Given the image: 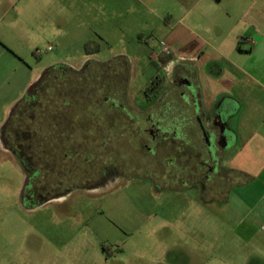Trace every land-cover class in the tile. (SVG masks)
Instances as JSON below:
<instances>
[{
	"label": "rangeland",
	"instance_id": "1",
	"mask_svg": "<svg viewBox=\"0 0 264 264\" xmlns=\"http://www.w3.org/2000/svg\"><path fill=\"white\" fill-rule=\"evenodd\" d=\"M148 1L151 9L137 0H12L15 34H0L22 64L0 55V264H264V234L247 238L231 203L201 206L197 186L168 172L171 143L151 140L146 112L134 110L149 106L139 91L160 68L142 47L156 48L160 37L140 46L129 36L145 21L160 27L173 4ZM89 41L98 51L87 55ZM57 65L86 68L46 84L35 109L22 105L6 129L14 106ZM33 72L41 74L26 85ZM19 147L40 170L33 189L59 196L25 201ZM107 168L123 177L85 189Z\"/></svg>",
	"mask_w": 264,
	"mask_h": 264
},
{
	"label": "crops",
	"instance_id": "2",
	"mask_svg": "<svg viewBox=\"0 0 264 264\" xmlns=\"http://www.w3.org/2000/svg\"><path fill=\"white\" fill-rule=\"evenodd\" d=\"M137 1L151 9L152 1ZM12 5V0H0V20L10 18L3 22L0 33L15 34L11 29ZM171 9L156 30L145 21L129 36L131 42L142 46L158 32L156 48L142 50L146 61L160 67L154 77L165 79L151 88L152 96L147 94L151 82L140 90L150 104L144 110H134L146 112L143 119L150 128L153 123L181 127L178 132L165 133L175 152L168 172L186 188L197 186L201 206L222 208L231 203L235 211H241L236 226L247 230V238L263 235L264 0H173ZM1 37L0 55L6 56V61L21 62L19 54L10 51V46H5L7 40ZM162 46L171 52L164 65L158 62L164 55ZM40 74L30 73L26 85ZM203 130L224 143L217 152V171L210 179L206 178L209 149ZM177 133L179 137L173 136Z\"/></svg>",
	"mask_w": 264,
	"mask_h": 264
},
{
	"label": "flooded vegetation",
	"instance_id": "3",
	"mask_svg": "<svg viewBox=\"0 0 264 264\" xmlns=\"http://www.w3.org/2000/svg\"><path fill=\"white\" fill-rule=\"evenodd\" d=\"M164 81H165V79L162 76L157 77V82L163 83ZM33 91L30 94H32ZM27 96H28V94H27ZM152 127H154L155 130H153V129L149 130L148 129V133L150 135H152L153 139H156L158 137L159 140L164 142V143H166L167 138L169 137V135L167 136V135H165V133L167 134L171 130L174 129V128L172 129L170 126H167V125H160L159 126V127H161L160 130H164L163 131L164 133L161 134L159 132L160 134L157 135V134H155L157 131V128L155 126H152ZM180 129H181V127H177L174 130L176 132H178V131H180ZM178 135L179 134L177 133L176 135H173V136L179 137ZM213 139H215V137H213ZM170 143H173V142L170 141ZM211 144L213 147V151H210V150L208 151L209 152V159H208V165H207V168H208V175L206 176L207 179H210L217 171V164L219 161V156H218L217 152L222 150L224 143H223V141H221V139H219V140H213V142ZM148 150L152 151V153L154 152L153 149H148ZM14 154H16V153H14ZM20 158H21L20 163L23 166V168L25 169L26 174H27V178H28L27 179L28 180V183H27L28 187L25 190V201H36V202H38L37 204L40 205V204L47 202L51 198L59 196V195H54L52 197L47 198V197L42 196L41 194H38V192H36L33 189L34 180H35L34 178L36 176V172H34L31 168H29V164L27 162L26 157H20ZM119 177H123V175H121V173L114 171L112 168L104 169L98 180H96V181H91V180L85 181V184H84L85 189H88V190L98 189L101 186L109 185L110 183H112L114 181L115 178H119ZM89 185H90V187H89ZM69 190H67L64 193L69 192Z\"/></svg>",
	"mask_w": 264,
	"mask_h": 264
},
{
	"label": "trees",
	"instance_id": "4",
	"mask_svg": "<svg viewBox=\"0 0 264 264\" xmlns=\"http://www.w3.org/2000/svg\"><path fill=\"white\" fill-rule=\"evenodd\" d=\"M85 49V53L87 55L93 54L95 52L98 51V45L93 42V41H89L85 44L84 46ZM159 63L164 65L165 63H167L170 60V56H166V55H161L159 58ZM85 67H83L81 70L75 71L67 66H62V65H57V66H53L51 68H49L48 70H46L43 75L41 76V78L39 79V81L37 82L36 86L34 87V91L32 94H28V96H26L20 103V105L17 106V108L14 110L13 114L10 116L9 120L6 122L5 124V128L7 129V127H9L12 123V118L17 116V114L21 113V106L25 105L27 112L28 111H33L38 103V96L40 94V89L42 88H48L46 87V84L50 83V82H55L56 80H59L60 78H69L70 75L73 74H81L85 72ZM157 84V78H152L151 83H150V87L147 88L148 91L151 90V88ZM51 87V86H49ZM25 110V109H24ZM13 116V117H12ZM53 125V124H51ZM50 125V126H51ZM54 127V125L52 126ZM6 131V130H5ZM14 132H16V129H13ZM22 143H19V146H21ZM12 151L14 153H16L15 155L19 158V160H21L20 157H26V155H22L20 147L19 149L17 148H12ZM66 156V155H65ZM29 168H31L29 166ZM32 169V168H31ZM34 172H36V176L34 179H37L40 175V170L38 169H32ZM85 181H83V184H85ZM74 188H79V187H74ZM49 198V197H47ZM45 200V199H44Z\"/></svg>",
	"mask_w": 264,
	"mask_h": 264
},
{
	"label": "water",
	"instance_id": "5",
	"mask_svg": "<svg viewBox=\"0 0 264 264\" xmlns=\"http://www.w3.org/2000/svg\"><path fill=\"white\" fill-rule=\"evenodd\" d=\"M38 82V81H37ZM37 82L34 84V85H32L29 89H28V91H27V93H26V95H25V97L27 96V94H29L30 92H32L33 91V88L36 86V84H37ZM24 97V98H25ZM23 100V99H22ZM21 102V101H20ZM17 106H18V104H16L15 106H14V108L12 109V113L14 112V110L17 108ZM11 113V114H12ZM204 131V130H203ZM204 137H205V142H206V144H207V146H208V148H209V150L210 151H213V147H212V142H213V138L212 137H209V135L204 131Z\"/></svg>",
	"mask_w": 264,
	"mask_h": 264
},
{
	"label": "built area",
	"instance_id": "6",
	"mask_svg": "<svg viewBox=\"0 0 264 264\" xmlns=\"http://www.w3.org/2000/svg\"><path fill=\"white\" fill-rule=\"evenodd\" d=\"M161 53L164 54V55H166V56H169V55L171 54L170 49H169V47H167V46H162V48H161ZM164 73H165V71L163 72V74H164ZM260 230H261V232L264 234V222L261 223V225H260Z\"/></svg>",
	"mask_w": 264,
	"mask_h": 264
}]
</instances>
